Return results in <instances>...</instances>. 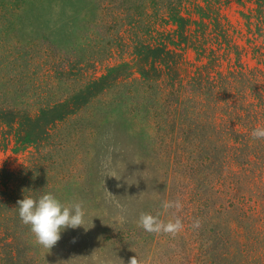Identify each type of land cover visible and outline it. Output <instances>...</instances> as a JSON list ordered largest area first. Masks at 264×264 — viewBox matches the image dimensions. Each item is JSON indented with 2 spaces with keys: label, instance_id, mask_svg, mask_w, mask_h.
Returning a JSON list of instances; mask_svg holds the SVG:
<instances>
[{
  "label": "rangeland",
  "instance_id": "rangeland-1",
  "mask_svg": "<svg viewBox=\"0 0 264 264\" xmlns=\"http://www.w3.org/2000/svg\"><path fill=\"white\" fill-rule=\"evenodd\" d=\"M257 127L264 0H0V264H264ZM48 193L86 212L51 250Z\"/></svg>",
  "mask_w": 264,
  "mask_h": 264
},
{
  "label": "clouds",
  "instance_id": "clouds-1",
  "mask_svg": "<svg viewBox=\"0 0 264 264\" xmlns=\"http://www.w3.org/2000/svg\"><path fill=\"white\" fill-rule=\"evenodd\" d=\"M252 136L254 139H264V128L257 127L252 132ZM17 204L22 223L30 226L36 244L44 249L51 250L56 246L61 240V233L63 231L69 228H85L86 212L83 202L76 201L65 204L53 194L48 193L39 199L24 197V199L17 201ZM161 207L165 212L173 208L180 211L183 209V204L179 199L176 201L165 200ZM120 219L123 222V218ZM137 226L148 233H164L173 237L184 228L180 219H176L175 221L170 220L165 223L158 216H153L148 213H141L137 221ZM200 226L199 220L194 221L192 225L194 229H198ZM129 264H140V262L137 257H133Z\"/></svg>",
  "mask_w": 264,
  "mask_h": 264
}]
</instances>
